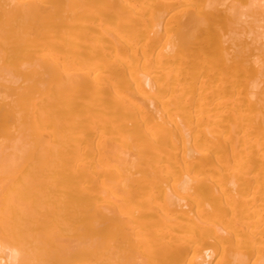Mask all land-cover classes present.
Instances as JSON below:
<instances>
[{"label": "bare ground", "instance_id": "obj_1", "mask_svg": "<svg viewBox=\"0 0 264 264\" xmlns=\"http://www.w3.org/2000/svg\"><path fill=\"white\" fill-rule=\"evenodd\" d=\"M0 264H264V0H0Z\"/></svg>", "mask_w": 264, "mask_h": 264}]
</instances>
